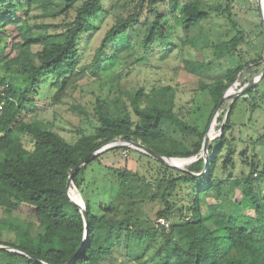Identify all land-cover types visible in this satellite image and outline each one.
I'll return each mask as SVG.
<instances>
[{
  "label": "trees",
  "instance_id": "1",
  "mask_svg": "<svg viewBox=\"0 0 264 264\" xmlns=\"http://www.w3.org/2000/svg\"><path fill=\"white\" fill-rule=\"evenodd\" d=\"M159 4L164 0H0V83L5 87L0 113V209L9 215L25 204L36 227L34 233L32 220L13 221L12 217L0 222V264H111L117 257L138 264H264V162L259 168L253 154L250 161L242 160L248 172L234 176V150L228 147L221 160V171L228 172V177L217 173L223 149L230 143L227 132L240 97L225 98L221 113L212 118L222 94L239 91L241 73L264 60L263 47L253 59L243 62L238 57L240 63L222 68L202 85L212 102L202 127L177 114L176 90L170 85L138 87L129 94L128 106L120 102L115 109L96 98L93 130L73 143L33 115L41 84L54 90L56 101L83 70L78 67L82 36L96 29L94 19L100 15L113 14L114 22L95 49L91 66L96 75L106 62L129 55L132 35H138L140 28L138 42L145 54L156 42L171 51L174 44L168 39L174 27L181 29L185 43L195 46L191 33L200 31L201 22L212 13L235 26L229 5L205 7L201 0H168L161 9ZM34 9L38 12L32 14ZM44 17L60 20H39ZM244 39L242 30H236L218 57L238 54ZM188 63L186 68L199 75L214 66L213 61ZM255 72V83L263 81L260 67ZM257 89L258 84L248 88L241 99H254ZM178 131L197 140L187 145L176 136ZM209 132L216 135L203 152ZM24 136L30 148L24 145ZM123 140L138 141L172 158L171 164L131 146L117 147L81 166L66 190L70 171L83 158ZM251 141L264 142V134ZM127 149L152 159L155 165L148 171L153 169L155 176L145 181L136 170L104 167L115 179L121 200L93 203L87 193L94 189L84 181L88 165L106 153ZM257 172L259 177H253ZM226 183L230 190L241 186L238 200L222 194ZM179 193L188 201L176 206ZM210 194L214 201L208 203ZM73 200L84 206L86 222ZM148 203L160 204L153 219L141 209ZM243 208L252 213H244ZM161 218L167 226L156 223ZM3 230H12L15 238L3 240Z\"/></svg>",
  "mask_w": 264,
  "mask_h": 264
},
{
  "label": "rangeland",
  "instance_id": "2",
  "mask_svg": "<svg viewBox=\"0 0 264 264\" xmlns=\"http://www.w3.org/2000/svg\"><path fill=\"white\" fill-rule=\"evenodd\" d=\"M188 0H178L179 3ZM203 6L210 7L216 4L222 7L229 5L231 19L235 26L231 25L225 17L216 16L214 13L210 17L201 22V30L191 33L193 38L191 42L195 46L185 43V36L181 29L174 27L168 39L169 43L174 44L171 51L168 47H162L160 42L154 43L144 54L139 44L141 36V28L139 34L132 35L130 42L131 51L129 55L123 53L119 59L106 62L98 74L92 73V62L95 54V49L98 47L104 32L113 24L114 15H100L94 19L95 30L82 36L79 51L78 67L83 70L76 79L70 82L65 94L54 101V90L40 85L38 91V98L35 101L34 112L36 118L46 123L49 128L58 132L67 141L73 143L82 133H90L95 126V119L93 118V105L96 98L104 99L109 102L113 109L120 106V102L128 106V96L131 91L138 87H144L146 90L151 87H160L170 85L175 88V111L187 123L197 124L202 127L204 117H207L211 109L212 102L209 93L206 89H201L207 83H210L214 77L221 73L222 68H229L236 66L239 62L238 57L242 61H247L256 57V52L261 51L263 47L264 56V3L261 0H201ZM168 0H164V4H159L158 7L163 9ZM167 9V8H166ZM34 9L32 14L37 13ZM20 12H18V15ZM169 19L173 22V16ZM39 20L51 21L57 23L60 18L44 17ZM9 30L12 26L7 27ZM242 30L245 39L238 45L237 53H225L224 42L228 41L236 32ZM263 30V32H262ZM16 32L12 31V34ZM182 39V40H181ZM184 42V43H183ZM168 48V49H167ZM37 49V47H34ZM9 51V49L7 50ZM259 51V52H260ZM133 53V54H132ZM189 62L205 63L209 61L214 62V66L208 71L202 72L201 75L191 71L186 65ZM196 63V64H195ZM264 60L258 64H254L245 69L241 73L239 82L243 88L237 97L240 99L236 103V107L231 115L232 127L227 132L229 144L224 147L219 159V168L217 173L224 178L228 177V172L221 171V160L224 157L225 150L229 147L234 150L235 167L232 170L234 176H240L241 172L247 173L248 166L242 160L250 161L253 154L257 155L256 161L259 168L264 162V142L252 144L251 140L257 139L264 134V80L255 83V77L258 75L255 72L257 67L264 71ZM192 65V66H193ZM47 84V82L45 83ZM258 84V89L253 92L254 99L242 100L245 97V89L253 87ZM245 87V88H244ZM234 92V91H233ZM233 99L235 94L228 92ZM235 97V98H237ZM225 101L223 104H228ZM256 103V107L252 108V104ZM222 108H218L213 113L214 118L221 113ZM26 111L23 112V115ZM179 131L176 133L178 138L186 142L187 145L197 140L194 135H181ZM216 134L210 133L209 136L215 137ZM24 145L31 147V142L27 136L23 137ZM243 152L244 158L240 153ZM242 155V156H243ZM155 165L152 159L140 156L137 152L131 149L127 151H119L118 153H106L99 162L94 160L88 165L85 172V180L87 184L92 186L94 190L88 192L89 199L95 204L106 205L111 201L115 202L121 200L116 193L118 185L115 179L109 175V172L104 170V167H125L132 171H137L140 175H144L145 181H148L154 175V171H148L150 165ZM95 169V170H94ZM229 170V171H231ZM152 172V173H151ZM105 177L102 181L103 175ZM259 172L253 177H259ZM108 177V180H107ZM85 183H83V186ZM222 194L232 200L240 198L241 186L235 187L233 190L229 189L228 184H224L221 188ZM262 193L264 194V183L262 184ZM176 206H180L188 201L179 193L176 196ZM208 203L213 202L212 194L206 198ZM82 205V203H80ZM160 204H143L141 209L148 217H154V211ZM184 205V204H183ZM119 210L122 205H118ZM244 213L251 214L252 212L242 209ZM12 217L14 220L30 221L33 219L30 207L22 204L18 209L13 210L9 215L0 209V222L7 221V218ZM158 223V221H156ZM32 232H36L35 222L32 220ZM3 240H13L14 234L12 230H3L1 233ZM122 257H117L116 261L111 264H138L136 261L124 260ZM107 264V263H106ZM109 264V263H108Z\"/></svg>",
  "mask_w": 264,
  "mask_h": 264
},
{
  "label": "water",
  "instance_id": "3",
  "mask_svg": "<svg viewBox=\"0 0 264 264\" xmlns=\"http://www.w3.org/2000/svg\"><path fill=\"white\" fill-rule=\"evenodd\" d=\"M264 16V15H263ZM263 22H264V18H263ZM261 74H264V71L260 70ZM245 88V87H244ZM242 90H244L243 88H241V90L237 91V92H233V94H235V97H237L239 95V93L242 92ZM247 90V89H245ZM227 97H231L228 95V92H224L219 100V103H218V107L216 108V110L219 108V106L221 105V103L224 101L225 98ZM233 97V99L235 98ZM215 110V111H216ZM212 137L209 136V133L206 134V140H205V144H204V147L202 149L203 152H205L210 144V141H211ZM123 146H131V147H134L136 149H140L142 151H144L145 153H148L150 154L151 156H153L155 159H157L158 161L162 162V163H165V164H171L170 160L172 158H169V157H166L156 151H154L153 149H150L149 147L141 144L140 142H133V141H120V142H117L113 145H110L106 148H103V149H100L98 151H95L89 155H87L85 158H83L69 173L68 175V178H67V181H66V190H68L69 188V185H70V182H71V179L74 175V173L83 165H85L88 161L92 160L94 157H96L98 154L106 151V150H109V149H113V148H117V147H123ZM73 203H75L81 210V213L83 215V218H84V221L86 222V219H87V215H86V211L84 209V206L81 205L80 203L76 202L75 200H73Z\"/></svg>",
  "mask_w": 264,
  "mask_h": 264
},
{
  "label": "built area",
  "instance_id": "4",
  "mask_svg": "<svg viewBox=\"0 0 264 264\" xmlns=\"http://www.w3.org/2000/svg\"><path fill=\"white\" fill-rule=\"evenodd\" d=\"M4 88H5L4 85L2 83H0V113H1V104H2L1 97L4 96V92H3ZM123 152L125 154L126 151H123ZM157 221H158V224H160V225H165V226L168 225V223L164 219H162V218L161 219H158Z\"/></svg>",
  "mask_w": 264,
  "mask_h": 264
}]
</instances>
